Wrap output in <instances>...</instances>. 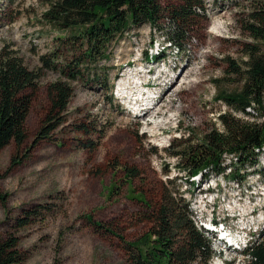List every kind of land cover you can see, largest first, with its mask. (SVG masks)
<instances>
[{"label": "rangeland", "instance_id": "rangeland-1", "mask_svg": "<svg viewBox=\"0 0 264 264\" xmlns=\"http://www.w3.org/2000/svg\"><path fill=\"white\" fill-rule=\"evenodd\" d=\"M257 1L203 0L201 18L180 48L168 46L147 24L126 32L108 60L101 61L113 82L112 101L97 84L74 82L64 123L50 138L34 143L49 106L47 85L58 76L55 71L42 73L25 120V141L0 150V237L15 234L24 255L14 264H129L119 236L130 241L146 231L148 208L137 197L141 194L154 205L167 178H176L175 186L198 225L222 221L225 239H264L263 175L249 169L241 183L220 175L187 177L172 155L179 140H197L208 129L220 128L219 113L242 116L216 95L240 86V76L230 65L242 66L245 45L254 41L246 25ZM54 2L0 0V49L13 51L31 69L40 65L42 54L52 51L63 60L67 49L58 37L68 28L50 17ZM145 56L152 59L146 61ZM186 64L187 75L178 77L174 90L159 100ZM125 86L136 89V102L119 97ZM145 102H153L158 111L138 114ZM80 125L91 133L80 131ZM90 140L94 147H84ZM259 162L264 168V152ZM124 166L135 167L138 176L128 181ZM32 209L29 223L17 226V218ZM205 235L215 251L208 264L245 260L217 234Z\"/></svg>", "mask_w": 264, "mask_h": 264}, {"label": "trees", "instance_id": "trees-1", "mask_svg": "<svg viewBox=\"0 0 264 264\" xmlns=\"http://www.w3.org/2000/svg\"><path fill=\"white\" fill-rule=\"evenodd\" d=\"M52 8L50 17L68 28L58 37L67 49L63 60L58 61L57 52L52 51L42 54L40 65L31 69L13 51H7L5 46L0 49V150L11 142L19 146L25 141V120L42 73L55 71L58 76L47 85L49 106L34 143L50 138V133L64 123L74 82L97 84L112 101L113 82L101 68V61L108 60L126 32L147 24L152 31L161 33L168 46L180 48L191 37L204 7L203 0H55ZM249 16L251 22L246 29L254 41L245 45L242 66L230 65L231 72L240 76V86L216 95L217 100L242 116L223 111L217 115L220 128L208 129L197 140L178 141V150L172 155L187 177L199 174L206 180L220 175L241 183L249 169L264 176L259 162L264 152V0L257 1ZM149 59L151 56L144 58ZM251 110L257 114L253 116ZM79 129L91 133L83 125ZM94 145L90 140L83 146L91 149ZM168 149L169 146L165 150ZM124 169L128 181L138 176L135 167ZM175 179H166L154 205L141 194L137 197L149 209L144 216L150 225L135 240L119 236L129 264H208L213 257L211 240L176 188ZM24 213L17 218L19 227L28 224L35 211ZM94 225L110 231L99 222ZM18 244L15 234L0 237V264L24 259ZM237 252L245 259L240 264H264V239L250 238Z\"/></svg>", "mask_w": 264, "mask_h": 264}, {"label": "bare ground", "instance_id": "bare-ground-1", "mask_svg": "<svg viewBox=\"0 0 264 264\" xmlns=\"http://www.w3.org/2000/svg\"><path fill=\"white\" fill-rule=\"evenodd\" d=\"M189 64H186V65H184V67L180 70V72H178V74L177 75H175V77L172 79V81L170 82V85L172 84L173 85V83H175L176 81H177V79H178V77H181V78H184L186 75H187V73H188V70H189V68H187V66H188ZM178 67V66H177ZM187 68V69H186ZM176 69V66H174L173 68H172V70L174 71ZM170 85H168V87L164 90V92L162 93V95H160L159 96V100H162V98H163V96L164 95H166L167 93H169V92H171V90H174V85L172 86H170ZM149 102H150V100H149ZM145 105H143L142 103H141V108H140V110H138V114H140V115H142L143 114V116L145 115V116H147V115H151V114H153L154 112H157L158 110V107L153 103V102H151V104L150 105H146V104H148V102H145L144 103ZM224 241V240H223Z\"/></svg>", "mask_w": 264, "mask_h": 264}]
</instances>
